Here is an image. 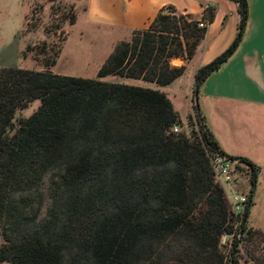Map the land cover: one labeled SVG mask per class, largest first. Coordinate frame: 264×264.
I'll return each mask as SVG.
<instances>
[{"label": "trees", "instance_id": "trees-1", "mask_svg": "<svg viewBox=\"0 0 264 264\" xmlns=\"http://www.w3.org/2000/svg\"><path fill=\"white\" fill-rule=\"evenodd\" d=\"M231 1L240 14L237 34L196 71L199 89L242 40L247 1ZM213 16L212 7L199 20L162 8L146 29L115 45L96 79L0 68V263L239 264L240 255L264 264V232L248 223L258 168L226 156L195 105L186 119L192 131L174 133L184 122L163 92L103 81L170 86ZM65 18L74 25V14ZM175 59L185 64L172 66ZM35 101L37 110L15 122ZM217 156L247 166L240 215L231 214L216 179ZM223 236H231L228 250Z\"/></svg>", "mask_w": 264, "mask_h": 264}, {"label": "rangeland", "instance_id": "rangeland-1", "mask_svg": "<svg viewBox=\"0 0 264 264\" xmlns=\"http://www.w3.org/2000/svg\"><path fill=\"white\" fill-rule=\"evenodd\" d=\"M86 6L87 0H0V68L11 67L29 71L49 70L61 76L96 79L99 68L116 43L121 40L122 34L110 32L105 28L97 29L94 25L87 24L83 13ZM68 12L74 14L76 18L72 26L68 25V18H65ZM53 13L55 15H52ZM55 28L58 30L55 31ZM201 46L202 41L193 50L190 45L187 47L188 50L193 51L194 56L189 63H186V68L194 62ZM57 52L60 53L56 58ZM53 59H56L55 65L48 69L44 68L45 63ZM183 64H185L184 61L180 59L171 62V65L176 67ZM191 69L165 88H159L140 80L116 77H107L103 81L163 92L174 110L178 111L183 119L187 114L185 120H182L184 122L183 131L187 133L186 119L194 115L195 105L194 85L190 79ZM38 107L39 102L35 101L26 109L17 111L15 122L28 118ZM198 110L201 114L199 100ZM246 117L245 122H233L230 125V134L237 138L230 147L249 155L260 154L264 152V116L250 114V117L248 115ZM255 117L256 119H253ZM222 133L226 134L224 131ZM219 137L223 145L229 143L227 138H223L224 136ZM256 167L259 171L251 206L254 225H258L259 221L264 223V166ZM249 187L248 173L247 178L243 179L241 189L248 190ZM222 188L228 198L230 188L224 184ZM0 244H2L1 236ZM229 248L230 246L225 247L226 250ZM238 262L239 264H251L240 255Z\"/></svg>", "mask_w": 264, "mask_h": 264}, {"label": "crops", "instance_id": "crops-1", "mask_svg": "<svg viewBox=\"0 0 264 264\" xmlns=\"http://www.w3.org/2000/svg\"><path fill=\"white\" fill-rule=\"evenodd\" d=\"M246 1L248 16L242 40L229 59L201 85L198 100L208 125L205 119L204 122L220 150L226 156L245 158L255 166H264V152L249 155L230 147L237 140L229 132L233 122H245L250 114L264 116V0ZM167 6L197 20L201 19L206 8L214 9L213 21L206 25L202 46L186 69L187 72L192 68L190 79L194 85L196 71L233 42L240 21L237 3L231 0H87L83 13L87 24L121 33V42L129 40L133 31L146 29ZM219 136L227 138L229 143L223 145ZM254 192L255 189L253 198ZM251 211L250 208L249 226L264 232L262 221L253 224Z\"/></svg>", "mask_w": 264, "mask_h": 264}, {"label": "built area", "instance_id": "built-area-1", "mask_svg": "<svg viewBox=\"0 0 264 264\" xmlns=\"http://www.w3.org/2000/svg\"><path fill=\"white\" fill-rule=\"evenodd\" d=\"M200 28L205 27L204 23L199 24ZM174 133L182 132L183 129L175 127ZM192 129L188 128L189 134ZM213 170L218 183L230 188L229 197L226 198L229 210L233 216L240 215L248 201V190L241 189L243 179L247 178V166L238 159H227L222 156H217L212 160ZM231 236H223L221 238V246L228 247L231 243Z\"/></svg>", "mask_w": 264, "mask_h": 264}, {"label": "water", "instance_id": "water-1", "mask_svg": "<svg viewBox=\"0 0 264 264\" xmlns=\"http://www.w3.org/2000/svg\"><path fill=\"white\" fill-rule=\"evenodd\" d=\"M198 90H199V85L196 84L194 86V103L197 109H198Z\"/></svg>", "mask_w": 264, "mask_h": 264}]
</instances>
